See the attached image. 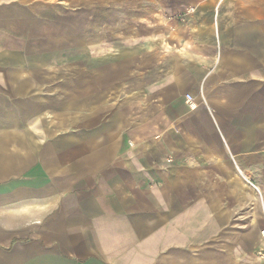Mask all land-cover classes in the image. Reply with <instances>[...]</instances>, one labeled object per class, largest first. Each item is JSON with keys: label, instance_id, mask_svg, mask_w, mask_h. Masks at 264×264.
Returning <instances> with one entry per match:
<instances>
[{"label": "crops", "instance_id": "obj_1", "mask_svg": "<svg viewBox=\"0 0 264 264\" xmlns=\"http://www.w3.org/2000/svg\"><path fill=\"white\" fill-rule=\"evenodd\" d=\"M262 232L264 0H0V264H264Z\"/></svg>", "mask_w": 264, "mask_h": 264}, {"label": "built area", "instance_id": "obj_2", "mask_svg": "<svg viewBox=\"0 0 264 264\" xmlns=\"http://www.w3.org/2000/svg\"><path fill=\"white\" fill-rule=\"evenodd\" d=\"M188 99L190 100V98H189V97H188ZM261 234H262V236L264 237V232H262Z\"/></svg>", "mask_w": 264, "mask_h": 264}]
</instances>
